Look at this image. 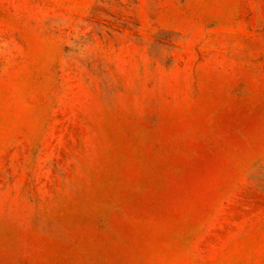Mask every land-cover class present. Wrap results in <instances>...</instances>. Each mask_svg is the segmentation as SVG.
Masks as SVG:
<instances>
[{
	"label": "rangeland",
	"instance_id": "1",
	"mask_svg": "<svg viewBox=\"0 0 264 264\" xmlns=\"http://www.w3.org/2000/svg\"><path fill=\"white\" fill-rule=\"evenodd\" d=\"M0 264H264V0H0Z\"/></svg>",
	"mask_w": 264,
	"mask_h": 264
}]
</instances>
